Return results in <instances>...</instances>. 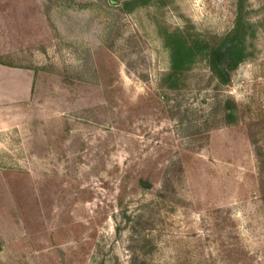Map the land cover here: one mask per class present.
<instances>
[{
    "label": "rangeland",
    "instance_id": "1",
    "mask_svg": "<svg viewBox=\"0 0 264 264\" xmlns=\"http://www.w3.org/2000/svg\"><path fill=\"white\" fill-rule=\"evenodd\" d=\"M239 15L229 84L195 56L160 85L167 37ZM0 63L32 73L0 108V264H264V0H0Z\"/></svg>",
    "mask_w": 264,
    "mask_h": 264
},
{
    "label": "trees",
    "instance_id": "2",
    "mask_svg": "<svg viewBox=\"0 0 264 264\" xmlns=\"http://www.w3.org/2000/svg\"><path fill=\"white\" fill-rule=\"evenodd\" d=\"M243 4H239V11H242ZM249 34V25L244 17L238 16L234 29L224 38L216 41H209L202 37L186 36L182 32H174L166 38V45L171 49L170 68L171 70L160 79V85L169 89H175L178 85L180 71L185 69L187 64L195 56H206V63L212 78L218 86L229 84L233 72L240 64L248 60L246 37ZM227 101L224 109V120L227 124L235 121L234 106H230ZM263 155L258 152L257 159H262ZM142 183V182H141ZM145 187L150 184L143 182Z\"/></svg>",
    "mask_w": 264,
    "mask_h": 264
},
{
    "label": "crops",
    "instance_id": "3",
    "mask_svg": "<svg viewBox=\"0 0 264 264\" xmlns=\"http://www.w3.org/2000/svg\"><path fill=\"white\" fill-rule=\"evenodd\" d=\"M5 73L11 74L20 80V85L15 87L20 95L13 97L11 90L8 88H3V83L0 82V108H8L14 106L17 102L21 101L26 95L27 89L31 87L32 73L26 69L14 68L5 64L0 63V76ZM11 96V97H10Z\"/></svg>",
    "mask_w": 264,
    "mask_h": 264
}]
</instances>
